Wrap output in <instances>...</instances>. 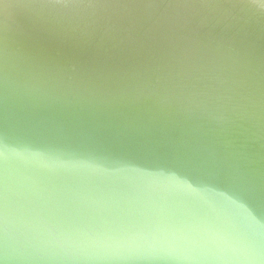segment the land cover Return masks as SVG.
Here are the masks:
<instances>
[{
    "label": "water",
    "instance_id": "obj_1",
    "mask_svg": "<svg viewBox=\"0 0 264 264\" xmlns=\"http://www.w3.org/2000/svg\"><path fill=\"white\" fill-rule=\"evenodd\" d=\"M0 264H264V97L186 113L0 76Z\"/></svg>",
    "mask_w": 264,
    "mask_h": 264
},
{
    "label": "clouds",
    "instance_id": "obj_2",
    "mask_svg": "<svg viewBox=\"0 0 264 264\" xmlns=\"http://www.w3.org/2000/svg\"><path fill=\"white\" fill-rule=\"evenodd\" d=\"M0 76L186 113L264 97V0H0Z\"/></svg>",
    "mask_w": 264,
    "mask_h": 264
}]
</instances>
